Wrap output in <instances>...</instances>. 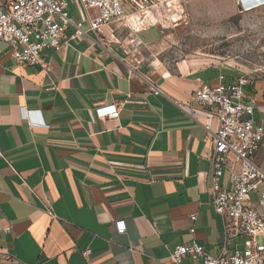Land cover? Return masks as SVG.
<instances>
[{
  "label": "crops",
  "instance_id": "obj_1",
  "mask_svg": "<svg viewBox=\"0 0 264 264\" xmlns=\"http://www.w3.org/2000/svg\"><path fill=\"white\" fill-rule=\"evenodd\" d=\"M64 1L83 33L68 38L69 25L58 47L44 52L49 70L18 66L0 41V264H193L169 258L191 241L217 255L225 229L211 205L212 138L175 101L193 102L195 90L219 76L246 75L264 129V79L143 60L140 52L162 38L152 11L98 34L78 0ZM211 4L215 13L233 12V0ZM235 4L264 10V2ZM146 78L162 93L149 91ZM256 162L264 169V139ZM221 184L229 185L228 171Z\"/></svg>",
  "mask_w": 264,
  "mask_h": 264
},
{
  "label": "built area",
  "instance_id": "obj_2",
  "mask_svg": "<svg viewBox=\"0 0 264 264\" xmlns=\"http://www.w3.org/2000/svg\"><path fill=\"white\" fill-rule=\"evenodd\" d=\"M78 1L89 29L101 34L105 25L122 21L128 15L151 12L156 6L167 12L170 0ZM251 2L259 4L264 0ZM67 8L64 0H0V41L10 45V56L18 66L49 70L41 60L44 52L58 47L69 25L75 29L68 38L83 33L81 22L76 23ZM122 50L129 54L123 47ZM248 79L246 75L229 80L219 76L214 85L201 84L193 102L175 101L212 138L211 205L224 219L225 240L217 255L209 254L195 241L176 245L169 254L174 263L189 257L193 264H264V169L256 162L264 129L254 120L255 99L245 93ZM145 82L153 94L162 93L150 79ZM261 107L264 109V96ZM224 171L229 172L227 187L221 184ZM190 218L194 220L196 214ZM116 228L124 232V221H116ZM239 236L241 246L234 244L230 249L228 243ZM82 254L86 257L88 250Z\"/></svg>",
  "mask_w": 264,
  "mask_h": 264
},
{
  "label": "rangeland",
  "instance_id": "obj_3",
  "mask_svg": "<svg viewBox=\"0 0 264 264\" xmlns=\"http://www.w3.org/2000/svg\"><path fill=\"white\" fill-rule=\"evenodd\" d=\"M169 4L167 12L161 6L152 11L162 38L140 52L143 60L169 64L186 60L194 66H218L264 79V10L239 11L235 0L233 12L226 14L215 13L211 0H170Z\"/></svg>",
  "mask_w": 264,
  "mask_h": 264
},
{
  "label": "bare ground",
  "instance_id": "obj_4",
  "mask_svg": "<svg viewBox=\"0 0 264 264\" xmlns=\"http://www.w3.org/2000/svg\"><path fill=\"white\" fill-rule=\"evenodd\" d=\"M169 3H170V1H169ZM169 5H171V4H169ZM246 7V6H245Z\"/></svg>",
  "mask_w": 264,
  "mask_h": 264
}]
</instances>
